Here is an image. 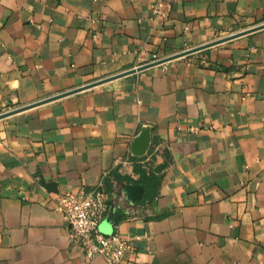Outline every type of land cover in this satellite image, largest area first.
<instances>
[{
  "label": "crops",
  "instance_id": "1",
  "mask_svg": "<svg viewBox=\"0 0 264 264\" xmlns=\"http://www.w3.org/2000/svg\"><path fill=\"white\" fill-rule=\"evenodd\" d=\"M261 24L264 0H0V114ZM95 188L138 238L121 264H264V27L1 117L0 264H104L54 210Z\"/></svg>",
  "mask_w": 264,
  "mask_h": 264
},
{
  "label": "built area",
  "instance_id": "2",
  "mask_svg": "<svg viewBox=\"0 0 264 264\" xmlns=\"http://www.w3.org/2000/svg\"><path fill=\"white\" fill-rule=\"evenodd\" d=\"M153 15L163 17L158 4L151 5ZM92 21L100 17H91ZM155 151H158L157 149ZM106 194L101 188L89 191L64 192L57 197L54 210L59 212L70 227L69 240L86 259L101 256L104 264H121L125 253L137 240L118 232L104 234L98 227L107 212Z\"/></svg>",
  "mask_w": 264,
  "mask_h": 264
},
{
  "label": "water",
  "instance_id": "3",
  "mask_svg": "<svg viewBox=\"0 0 264 264\" xmlns=\"http://www.w3.org/2000/svg\"><path fill=\"white\" fill-rule=\"evenodd\" d=\"M262 27H264V24L258 25L256 27H253L252 29H247V30L239 32V33L228 35L226 37L217 39V40L209 42L207 44L200 45L198 47H194V48L188 49V50L183 51V52H179L177 54L171 55V56L163 58V59L155 60L153 62L138 66L136 69H131V70H128V71H125V72H122V73L107 77L105 79H101L99 81H95V82L87 84V85H85L83 87H80V88H77V89H73L71 91H67V92H64V93H60V94L55 95L53 97H50V98H47V99H44V100H41V101H38V102H35V103H32V104H29V105H26V106H22V107L16 108V109H14L12 111H9L7 113L0 114V118L4 117V116H7L9 114H12V113H15V112L30 108L32 106H35V105L50 101L52 99H56V98L68 95L70 93L79 91L81 89L92 87V86L97 85L99 83H102L104 81H108L110 79L129 74L131 72H134L135 70H141L143 68H146V67H149V66H153V65H156V64H160V63L166 62V61H168L170 59H174V58H177V57L192 53L194 51L200 50V49L205 48L207 46L222 42L224 40L236 37V36L241 35L243 33L250 32V31L262 28ZM150 133H151V127L149 125H145V126H143L141 128L140 132L132 140V143H131V146H130V154L134 158L140 159V158L144 157L148 153V151L150 149V146H151V134ZM121 192L123 194V198L122 199H124L129 205H133V204H135V202L138 199H140L142 197L143 188L139 184L125 183L123 189L121 190ZM107 204L109 205V210H108V213H107L105 219L102 221V223L100 225V226H102V232L104 234L111 233L112 232L111 231L112 223L119 216H121L122 214L125 213V211H123V208L121 207V205H119L118 207H115L114 204H113V201H111V200L107 201Z\"/></svg>",
  "mask_w": 264,
  "mask_h": 264
},
{
  "label": "trees",
  "instance_id": "4",
  "mask_svg": "<svg viewBox=\"0 0 264 264\" xmlns=\"http://www.w3.org/2000/svg\"><path fill=\"white\" fill-rule=\"evenodd\" d=\"M139 172H140V182L142 183V185H144L145 188L153 189L157 182V177L153 174L146 175L143 173V171L141 172V170Z\"/></svg>",
  "mask_w": 264,
  "mask_h": 264
}]
</instances>
